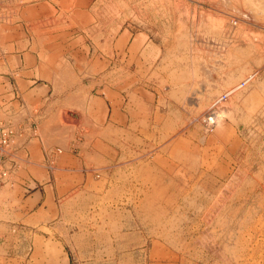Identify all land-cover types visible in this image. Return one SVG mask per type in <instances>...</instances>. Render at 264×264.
Returning a JSON list of instances; mask_svg holds the SVG:
<instances>
[{"label": "rangeland", "instance_id": "374dc122", "mask_svg": "<svg viewBox=\"0 0 264 264\" xmlns=\"http://www.w3.org/2000/svg\"><path fill=\"white\" fill-rule=\"evenodd\" d=\"M86 1L27 24L102 62L81 104L24 95L45 156L3 165L0 125V264H264V0Z\"/></svg>", "mask_w": 264, "mask_h": 264}, {"label": "crops", "instance_id": "0c3cea01", "mask_svg": "<svg viewBox=\"0 0 264 264\" xmlns=\"http://www.w3.org/2000/svg\"><path fill=\"white\" fill-rule=\"evenodd\" d=\"M93 8L86 0H32L22 4L17 10L11 0H0V83L5 86L0 105V125L2 130L10 133L9 152L1 161L3 165L13 161V165L19 167L20 164L10 158L11 153L24 151L30 156L31 151H36L38 144L43 156L47 154L44 147L42 150V144L51 139L52 127L45 128L38 134L34 133L37 111L27 108L24 95L32 104L42 99L47 101L50 111H56L66 103L81 104L83 97H88L89 90L87 83L83 82L84 77H79L77 71L102 62L95 54L88 57V49L80 41L82 38L79 35L64 32L55 38L65 40L67 36L69 45L57 40L53 45L46 41L51 36L48 32L34 35L26 29L27 24L49 22V14L52 17L64 14L67 19L63 21H75L71 17L89 13ZM8 16L14 18L12 23L7 22ZM68 108L72 116L79 115L77 107ZM112 125L116 127L115 124ZM83 144L80 145V152H87L89 149ZM53 147L52 156L55 155V150H61ZM72 164L83 166L84 163L80 160ZM31 181L41 182L42 179L32 177ZM28 198L32 201L28 202L29 205H34L42 196L38 191L30 194ZM23 209L25 210L24 206L22 212Z\"/></svg>", "mask_w": 264, "mask_h": 264}, {"label": "built area", "instance_id": "2783aa9c", "mask_svg": "<svg viewBox=\"0 0 264 264\" xmlns=\"http://www.w3.org/2000/svg\"><path fill=\"white\" fill-rule=\"evenodd\" d=\"M244 81H242L241 83H243ZM3 142H5V139L3 140Z\"/></svg>", "mask_w": 264, "mask_h": 264}]
</instances>
